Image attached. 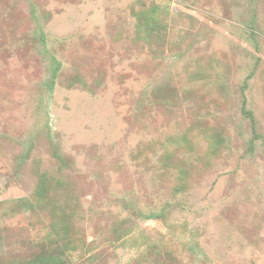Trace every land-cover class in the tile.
<instances>
[{
    "label": "rangeland",
    "instance_id": "374dc122",
    "mask_svg": "<svg viewBox=\"0 0 264 264\" xmlns=\"http://www.w3.org/2000/svg\"><path fill=\"white\" fill-rule=\"evenodd\" d=\"M0 264H264V0H0Z\"/></svg>",
    "mask_w": 264,
    "mask_h": 264
},
{
    "label": "trees",
    "instance_id": "16d2710c",
    "mask_svg": "<svg viewBox=\"0 0 264 264\" xmlns=\"http://www.w3.org/2000/svg\"><path fill=\"white\" fill-rule=\"evenodd\" d=\"M243 111L248 116L252 114L250 110L244 109ZM144 216L145 218H157L159 216V213H148V214H145Z\"/></svg>",
    "mask_w": 264,
    "mask_h": 264
}]
</instances>
